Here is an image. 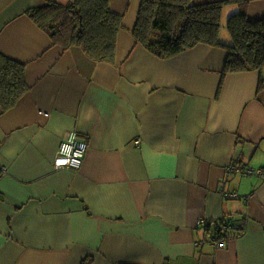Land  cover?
Here are the masks:
<instances>
[{
	"label": "crops",
	"instance_id": "1",
	"mask_svg": "<svg viewBox=\"0 0 264 264\" xmlns=\"http://www.w3.org/2000/svg\"><path fill=\"white\" fill-rule=\"evenodd\" d=\"M108 1L125 29L97 63L28 19L45 0H0V55L29 86L0 107V264H264V68L222 75L205 45L160 60L131 38L137 4ZM221 1L226 29L234 0L195 3ZM245 13L264 19V0ZM70 131L82 165L56 170ZM228 214L244 231L218 247L196 224Z\"/></svg>",
	"mask_w": 264,
	"mask_h": 264
},
{
	"label": "trees",
	"instance_id": "2",
	"mask_svg": "<svg viewBox=\"0 0 264 264\" xmlns=\"http://www.w3.org/2000/svg\"><path fill=\"white\" fill-rule=\"evenodd\" d=\"M248 1L251 0L232 1L238 10L226 23L230 36L228 44L220 37L225 1L197 5L195 0H130L131 5L138 4V8L129 33L138 46L160 60L205 45L226 51L222 75L260 70L264 68V19L248 20L245 13ZM45 2L28 10L26 16L54 44L63 49L78 47L97 63L113 60L118 33L125 29V14L114 13L108 0ZM0 60V107L6 111L18 102L29 86L24 66L2 55ZM258 172L264 177V169ZM227 197L238 199L228 196V192ZM226 218L224 240L240 236L244 231L243 220L230 214ZM201 228L212 231L210 235H217L220 225L210 223Z\"/></svg>",
	"mask_w": 264,
	"mask_h": 264
},
{
	"label": "built area",
	"instance_id": "3",
	"mask_svg": "<svg viewBox=\"0 0 264 264\" xmlns=\"http://www.w3.org/2000/svg\"><path fill=\"white\" fill-rule=\"evenodd\" d=\"M77 132L70 131L66 134L65 138L60 142L58 148L56 150V154L53 160V167L56 170H77L81 167L86 150L87 144L84 141H81L78 136ZM136 144L138 143L135 141ZM58 160H66V164L58 165ZM241 173H248V170L241 169L239 170ZM260 174V172H258ZM227 196V194H226ZM206 221L201 219L198 221V225L204 226ZM220 225L219 231L217 234L218 236H213L214 241H218V247H221L224 238L222 237L223 233L225 232L226 221H222L218 223ZM229 226V224H228ZM230 227V226H229ZM217 231V229H216Z\"/></svg>",
	"mask_w": 264,
	"mask_h": 264
},
{
	"label": "bare ground",
	"instance_id": "4",
	"mask_svg": "<svg viewBox=\"0 0 264 264\" xmlns=\"http://www.w3.org/2000/svg\"><path fill=\"white\" fill-rule=\"evenodd\" d=\"M136 141L138 142L137 144L140 143L139 140H136ZM135 143H136V142H135ZM225 193H226V192H222V194H225ZM226 217H227V215H223V216H221L218 220H216V221H214V222H210L209 220H207V219H205V218H201V219L205 220V221H206V224L215 223L216 225H218V223H220V222H222V221H226V219H227ZM201 219H199V220H201ZM199 220H198V221H199ZM198 221H197V224H196V225H197L198 227H200V228L203 227V226L198 225ZM206 224H205V225H206ZM205 225H204V226H205ZM229 226H230V224H229ZM212 236H218V235H212Z\"/></svg>",
	"mask_w": 264,
	"mask_h": 264
},
{
	"label": "rangeland",
	"instance_id": "5",
	"mask_svg": "<svg viewBox=\"0 0 264 264\" xmlns=\"http://www.w3.org/2000/svg\"><path fill=\"white\" fill-rule=\"evenodd\" d=\"M64 3H65V2H64ZM225 19L228 20V19H229L228 16H227V17H224V18H223V21H225ZM125 21H126V19H125ZM226 22H227V21H226ZM222 25H224V22L222 23ZM222 30H224V31L226 32L225 26H224V28L222 27ZM223 192H227V191H223Z\"/></svg>",
	"mask_w": 264,
	"mask_h": 264
},
{
	"label": "clouds",
	"instance_id": "6",
	"mask_svg": "<svg viewBox=\"0 0 264 264\" xmlns=\"http://www.w3.org/2000/svg\"><path fill=\"white\" fill-rule=\"evenodd\" d=\"M66 163H67L66 160H58V161H57V164H58V165H62V164H66Z\"/></svg>",
	"mask_w": 264,
	"mask_h": 264
},
{
	"label": "water",
	"instance_id": "7",
	"mask_svg": "<svg viewBox=\"0 0 264 264\" xmlns=\"http://www.w3.org/2000/svg\"><path fill=\"white\" fill-rule=\"evenodd\" d=\"M139 2V1H138ZM137 8H138V4H137Z\"/></svg>",
	"mask_w": 264,
	"mask_h": 264
}]
</instances>
